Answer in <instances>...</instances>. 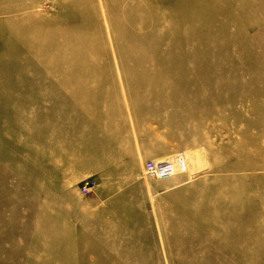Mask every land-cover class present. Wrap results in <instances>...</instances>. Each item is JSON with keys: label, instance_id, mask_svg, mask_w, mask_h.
Returning a JSON list of instances; mask_svg holds the SVG:
<instances>
[{"label": "rangeland", "instance_id": "1", "mask_svg": "<svg viewBox=\"0 0 264 264\" xmlns=\"http://www.w3.org/2000/svg\"><path fill=\"white\" fill-rule=\"evenodd\" d=\"M0 264H264V0H0Z\"/></svg>", "mask_w": 264, "mask_h": 264}, {"label": "bare ground", "instance_id": "2", "mask_svg": "<svg viewBox=\"0 0 264 264\" xmlns=\"http://www.w3.org/2000/svg\"><path fill=\"white\" fill-rule=\"evenodd\" d=\"M32 17H34V16H32ZM32 17L30 18V19H32ZM49 25V24H48ZM64 45V44H63ZM64 47H66V46H64ZM39 50H41V48L39 49ZM79 55H80V53H78ZM78 59V58H77ZM89 69V68H88ZM91 72V71H90ZM89 71H88V74L90 73ZM227 167H222V168H220V169H226ZM225 181V180H224ZM227 193H228V190L227 189H225L224 187H221L220 188V190H219V195H221V194H224V196L225 197H227V198H229V199H232L231 197H229V195H227ZM233 200V199H232ZM231 200V201H232ZM217 215V214H216Z\"/></svg>", "mask_w": 264, "mask_h": 264}, {"label": "built area", "instance_id": "3", "mask_svg": "<svg viewBox=\"0 0 264 264\" xmlns=\"http://www.w3.org/2000/svg\"><path fill=\"white\" fill-rule=\"evenodd\" d=\"M94 186H95V182L94 183L93 182H87L86 185L83 186V191L85 193H89L90 190L92 189V187H94Z\"/></svg>", "mask_w": 264, "mask_h": 264}]
</instances>
